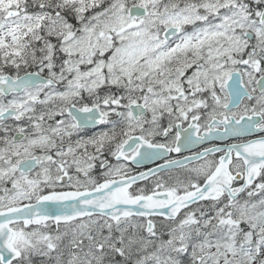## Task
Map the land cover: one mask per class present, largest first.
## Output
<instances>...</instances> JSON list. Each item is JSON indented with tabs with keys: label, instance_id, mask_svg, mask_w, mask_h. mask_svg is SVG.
<instances>
[{
	"label": "snow or ice",
	"instance_id": "6c2138e0",
	"mask_svg": "<svg viewBox=\"0 0 264 264\" xmlns=\"http://www.w3.org/2000/svg\"><path fill=\"white\" fill-rule=\"evenodd\" d=\"M0 264H264V0H0Z\"/></svg>",
	"mask_w": 264,
	"mask_h": 264
}]
</instances>
